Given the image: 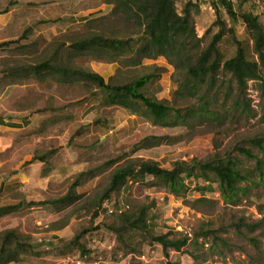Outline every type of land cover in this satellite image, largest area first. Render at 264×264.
<instances>
[{"label":"rangeland","instance_id":"1","mask_svg":"<svg viewBox=\"0 0 264 264\" xmlns=\"http://www.w3.org/2000/svg\"><path fill=\"white\" fill-rule=\"evenodd\" d=\"M174 2L178 14L188 2L194 5L190 8L191 20L200 42L195 45L190 39L187 50L191 54L198 55L211 37L223 30L218 43L222 61L234 56L238 41L247 58L258 62L240 14L250 12L264 27V0H231L234 16L219 0ZM112 10L113 5L104 0H0V14L10 16L6 26H0V44L9 43L0 48V115L21 106L18 86L25 72L48 59L56 45L63 44L57 59L65 64L70 44L92 33L111 37L122 32L137 38L133 23ZM25 30L26 38L21 39ZM137 47L132 42L131 49L123 50L118 57L115 53H88L73 58L69 65L88 69L92 60L108 66L112 63L105 58L114 56L118 68L106 79L111 85L151 74L142 92L171 107L163 125L155 122L141 104L133 108L137 111L133 119H128L131 113L127 109L104 106L97 126L70 125V117L64 115L73 107V95L63 103L64 90L89 97L95 86L89 83L87 89L75 83L66 87L59 82L62 76L40 73L42 77L36 82L39 92L55 95L58 111L54 115L63 116V121H58L48 137H42L35 146L30 137H16L15 141L22 144L0 153V196L6 193L10 198L3 199V204L15 206L21 202L15 210L0 216V237L12 230L23 240L28 236L36 243L35 251L8 264H264V96L259 82L248 81L244 95H240L230 74L219 69L212 84L208 80L196 83L186 76L183 67L175 68L173 57H146L134 64L139 60ZM14 66L26 71H10ZM29 75L28 80H35L33 72ZM33 80L28 82L34 84ZM97 94L104 101L98 90ZM54 105L45 103L44 108ZM255 141H260L262 152ZM239 149L248 150L259 163ZM51 150L55 152L41 167L33 168L27 160ZM151 154L157 161L147 159ZM227 159L244 177L238 184L242 191L232 202L222 198L215 175L199 166ZM135 160L157 162L164 169H171L177 161L194 168L191 177L183 178L186 190L180 195L169 194L157 179L144 180L134 173L126 181L127 190L110 193L99 208L88 211L84 206L103 193L111 173ZM88 170L94 173L80 178L79 186L65 202L37 205L63 197L76 174ZM143 207L147 229L127 226L122 232L123 242H119L112 231L118 225V214L135 216ZM108 209L112 213H107ZM206 230H212L217 240L211 235L194 237ZM171 231L179 233L171 239H189L180 252L169 249L165 253L161 245L151 241V236ZM78 234H82L79 242L85 246L83 253L73 242Z\"/></svg>","mask_w":264,"mask_h":264},{"label":"trees","instance_id":"2","mask_svg":"<svg viewBox=\"0 0 264 264\" xmlns=\"http://www.w3.org/2000/svg\"><path fill=\"white\" fill-rule=\"evenodd\" d=\"M104 2L113 5L112 13H119L126 21L133 23L132 25L135 27L133 30L138 34V37L135 38L136 40L133 36L126 35V33L122 32L119 33V36L111 37L92 33L70 44V52L67 55L65 64H61V61L57 59L59 47L63 46L61 43L56 45L55 50L48 59L37 66L29 68L31 71H26L24 67L20 66H14L10 71L17 73L19 70H24L26 71V75H29L31 72L39 74L40 71H49L62 76L63 80L72 78L78 81L92 83L95 86V89H93L94 94H91L92 97H96L97 99L98 90L101 99L104 100V105L120 106L129 110L132 114H137V111L133 108L141 104L155 122L163 125L162 121L172 111L171 107L161 101L145 96L142 92V88L151 80V74L141 76L123 84L111 85L96 73L71 67L75 56L101 52L105 54L115 53L118 57L119 53L123 52V50H130L132 42H135L138 46L136 50L139 54V60H135L134 64L139 63L146 57L149 59L159 56L164 58L173 57L176 60L175 68L179 70L183 67L186 76L193 79L196 83H203L205 80H208L212 84L217 71L221 69L223 72L230 74L240 95H244L248 81H257L259 82L261 93L264 96V27L257 16L250 12L240 14V18L251 34L253 51L257 56L258 62L247 58L243 46L238 41L236 42L234 56L222 61L218 50V43L224 35L223 30H219L214 34L208 45L198 55L195 53L191 54L187 50L190 39L195 41V45H198L200 42L196 38L191 20L190 8L194 7L191 2H188L183 7L181 14L177 13L174 0H104ZM219 2L225 6L228 13L233 15L229 2L226 0H219ZM27 33L28 30H25L21 39H25ZM7 45L9 43H1L0 48ZM105 60H109L110 63L116 62L114 56L105 58ZM69 62H71L70 65ZM245 107L249 108V104H245ZM255 145L262 152L260 141H255ZM238 151L246 157L256 160V157L248 150L239 149ZM54 152V150L48 151L32 159V161L45 162L47 157ZM108 163L112 164L113 162L110 161ZM258 163L259 161L256 160V164ZM199 166L200 169L212 172L215 175L218 182V190L224 201L232 202L238 193L242 191V188L238 184L244 181V177L235 168L231 160L227 159L224 162L206 163L205 165L201 164ZM193 168L187 167L186 163L178 161L172 165L171 169H164L157 162L152 161L135 160L129 162L116 168L111 173L103 193L97 194V197L92 200V203L86 204L84 207L89 208L88 211L99 208L110 193L121 188L127 190L126 181L134 173L144 180L149 177L157 179L162 182L169 194L180 195L186 190L183 178L191 177ZM93 173V171L88 170L76 174L75 180L70 184L63 197L54 201H43L37 205L65 202L70 198L73 189L79 186V179ZM77 200L78 198L74 199L73 202ZM17 207L18 205L1 207L0 216L15 210ZM145 211L146 208L143 207L138 215L135 216L128 212L118 214V225L115 224L112 227V231L116 233L119 242H123L122 232L127 226L140 230L147 229L143 220ZM93 215L95 216L96 212ZM94 229L97 228L95 227ZM212 234L214 235L212 230H206L198 234L196 233L194 237L212 236ZM81 235L78 234L75 236L73 242L78 246L77 248L80 253H83L85 246L79 242ZM172 235L178 236L179 233L176 232L174 234L171 231L163 235L151 236V241L161 245L165 253L169 249L180 252L187 245L189 239L186 237L171 239L170 237ZM24 239L18 237L12 230L4 231L1 234L0 264L15 261L18 254H28L35 251L34 246L30 244L29 237L27 236ZM213 240H217V238L213 237ZM166 264L179 263L167 261Z\"/></svg>","mask_w":264,"mask_h":264},{"label":"crops","instance_id":"3","mask_svg":"<svg viewBox=\"0 0 264 264\" xmlns=\"http://www.w3.org/2000/svg\"><path fill=\"white\" fill-rule=\"evenodd\" d=\"M9 17L10 16H8L7 13L0 14V26L1 27L4 28L6 26V24L8 23ZM79 20L80 19H77V23ZM82 57H85V55L75 56L74 59L82 58ZM91 61L92 60H90L89 62L88 69L82 68L80 66H78L77 68L82 69V70H89L92 73H96L99 76H101L105 82H106V79L111 78L112 76L115 75V71L118 68L115 66L114 63L108 66H104L100 62L96 63L94 61L92 62ZM40 73H42V71H40L39 74L34 73L35 80L30 79V78L28 80L27 79L28 75H25L24 81L23 83H21L22 85L18 86V90L22 91L21 92L22 95H20L21 106L18 109L9 110L5 114V116L0 115V153L4 152L7 149L9 150L16 146H20L22 143L16 142L15 141L16 137H19L20 140L30 137V140H32L34 143L33 146H35L36 143H38L42 139V137H48L49 131H51L50 129L52 127H55L56 123L61 120L60 118L63 117L62 116L60 118H57L54 115L55 112L58 111V108H56L54 105L55 100L57 99L55 95H53V97L51 96V94H46L44 96L42 91L39 92L40 88H38L39 85L36 82H38L37 81L38 78L42 77V76L40 77ZM27 80L28 81L33 80L34 84H30V82H28ZM59 82L61 84H65L66 87L67 85H74L75 83H81V85L83 84L84 87L86 86L87 89H90V87L87 86L89 85V83H86L84 81H78L72 78L67 79V80H60ZM31 88L35 89V90L33 89L32 93L30 91ZM67 91L69 92V90ZM67 91L64 90L65 92L64 100L65 101L63 103L69 102L67 101L68 98L69 99L72 98V95H73V99L71 100L73 102V105H72L73 107H71V110L68 114L66 112V114L64 115V117L66 116L70 117V125L85 124L86 126H93V125L97 126V123L99 122L98 119H100L103 116L104 106L107 107L106 105L103 104V101L101 102L100 99L98 98L96 99V97H92L91 92H94V91H91L89 93V97L88 95L87 96L79 95V97H77L74 95L76 93L73 92V94L72 93L70 94ZM85 97H87L88 99L85 100ZM45 103L49 105L53 104L54 107L44 108ZM133 118H134V115L131 113V115L128 116V119H133ZM156 158L157 157L154 154H151L150 157H148L147 159L152 160V161H157ZM27 160L28 162L32 161L30 157L27 158ZM44 163L45 162L34 161V162H31V165L33 168H36V167H41L42 164ZM2 164H0V167ZM20 181L23 183L25 180L20 179ZM10 188L11 187L9 186L7 190H9ZM3 199L7 201L10 198L7 196L6 193H2V195L0 196V208L5 207V206L14 205V204L13 205L9 204V202H7V205L3 204V201H2ZM18 203L17 204L19 207L21 202H18ZM44 209L50 210L48 207H45ZM30 244L34 247L36 246L35 241H33L32 239H30ZM1 245H2V242H1V237H0V247ZM27 256H28L27 254H18L16 257L17 259L15 261H8L2 264H8L10 262L15 263L17 260L19 261V259L27 257Z\"/></svg>","mask_w":264,"mask_h":264},{"label":"built area","instance_id":"4","mask_svg":"<svg viewBox=\"0 0 264 264\" xmlns=\"http://www.w3.org/2000/svg\"><path fill=\"white\" fill-rule=\"evenodd\" d=\"M227 2H231V0H226ZM107 213H112V211L110 209L107 210Z\"/></svg>","mask_w":264,"mask_h":264}]
</instances>
